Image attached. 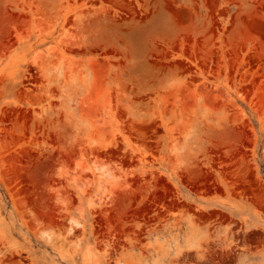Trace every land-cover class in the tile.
Listing matches in <instances>:
<instances>
[{
  "label": "rangeland",
  "instance_id": "obj_1",
  "mask_svg": "<svg viewBox=\"0 0 264 264\" xmlns=\"http://www.w3.org/2000/svg\"><path fill=\"white\" fill-rule=\"evenodd\" d=\"M0 264H264V0H0Z\"/></svg>",
  "mask_w": 264,
  "mask_h": 264
},
{
  "label": "bare ground",
  "instance_id": "obj_2",
  "mask_svg": "<svg viewBox=\"0 0 264 264\" xmlns=\"http://www.w3.org/2000/svg\"><path fill=\"white\" fill-rule=\"evenodd\" d=\"M110 18V17H109Z\"/></svg>",
  "mask_w": 264,
  "mask_h": 264
}]
</instances>
